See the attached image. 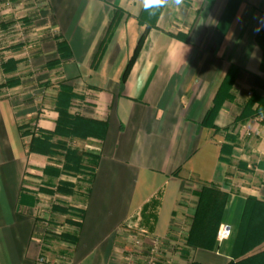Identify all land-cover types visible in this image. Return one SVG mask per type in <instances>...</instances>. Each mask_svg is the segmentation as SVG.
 Returning a JSON list of instances; mask_svg holds the SVG:
<instances>
[{
  "label": "crops",
  "instance_id": "crops-1",
  "mask_svg": "<svg viewBox=\"0 0 264 264\" xmlns=\"http://www.w3.org/2000/svg\"><path fill=\"white\" fill-rule=\"evenodd\" d=\"M226 1L208 7L206 0H167L121 83L145 31L138 22L144 0H11L32 3L29 17L19 18L32 41L29 50L6 48L5 59L15 60V68L0 69V264H140L131 233L142 206L158 192L151 231L136 230L145 245L163 242L158 264H226L232 258L246 197L264 200V122L262 115L243 116L258 106L249 101L264 94L255 83L257 74L264 80L255 39L264 0H240L218 41ZM117 8L121 18L105 37ZM58 41L66 43L68 56L60 57ZM231 64L239 71L231 98L214 118L215 130L203 119ZM9 77L15 83L5 84ZM62 83L76 94L71 113L106 120L107 127L102 141L84 140L98 160L76 245L65 259L54 253L58 258L47 263L39 259L35 234L37 217L47 218L39 213L42 197L51 195L34 183L42 180L46 157L28 152L30 135L22 136L19 126L53 130ZM226 132L236 137L229 163L220 158ZM202 185L227 192L219 227L228 225L232 234L216 237L213 249L185 245L197 206L194 191ZM261 250L264 241L248 254Z\"/></svg>",
  "mask_w": 264,
  "mask_h": 264
},
{
  "label": "trees",
  "instance_id": "trees-1",
  "mask_svg": "<svg viewBox=\"0 0 264 264\" xmlns=\"http://www.w3.org/2000/svg\"><path fill=\"white\" fill-rule=\"evenodd\" d=\"M167 1V0H166ZM207 6L210 7L215 0H206ZM156 0H149L150 4H155ZM240 0H227L217 22V29L219 30L218 41L221 40L225 33L231 18L238 7ZM144 5L141 14L138 16V22L145 25V31L139 37L133 54L129 58L121 76V83L126 79V76L132 66L135 56L143 42L146 31L156 26L158 15L165 5L149 7ZM121 18L120 9H116L109 21L107 33L105 37L113 30ZM184 38V37H183ZM256 43L261 50L260 70L264 69V22L256 35ZM104 40L99 45L96 51L98 56L103 49ZM57 51L60 57L69 55L68 47L64 41L57 42ZM16 61L7 59L1 63V68L5 72H10L15 68ZM54 64V63H53ZM239 71V67L230 65L225 74L215 96L213 103L207 110L203 119V124L215 130L217 127L213 124L214 118L220 109L222 103L226 99L231 98L230 90L232 89L235 78ZM15 83L14 78L6 79L5 84ZM256 85L264 91V80L259 74L255 75ZM76 96L72 88L67 84H60L56 96L55 109L58 113L55 127L53 130L37 129L36 132L30 130H23L24 125H20L22 136L30 135V140L27 143V150L29 153L43 155L45 157L53 158V156H60V160L55 165H46L43 168V173L50 175L51 178H57L54 187L50 190L47 188L40 189L42 192L50 194L51 200L49 217H37L43 224L49 226H56V221L60 216L63 218L64 224L74 227V230H60L58 232L45 231L44 240L54 238L62 244H66V248L61 251L64 254L71 250L77 242L79 228L84 214L85 200L87 198L90 185L97 166L98 153H93L85 150H80L78 147L72 145L77 140H86L94 138L102 141L105 135L107 122L106 120L93 119L84 117L78 114L71 113L69 106L71 100ZM258 103L254 111L245 112L243 116H258L262 115L264 122V94L262 97L255 96L249 101L247 106H252L254 102ZM236 142V137L230 132H226L225 141L221 144L220 158L226 162H230V155L232 148ZM59 164V165H58ZM65 175L66 178H60ZM83 184V186H82ZM197 196L196 210L191 217L190 228L185 238V245L191 248H205L213 249L216 241V235L221 222V217L224 205L227 199V192L221 190L215 185H202L198 190L194 191ZM82 196L84 200L81 206L71 207L67 204V198L70 196ZM160 192L153 196L146 202L139 213V220L137 221V229L143 228L144 231H151L152 223L156 218V210L159 204ZM57 214V215H56ZM71 215V216H70ZM264 241V200L257 199L252 196L246 197L245 207L238 225L231 250L232 258L226 264H264V250L248 254L255 246ZM41 244V243H40ZM41 247L39 259L42 262H47L45 259V251ZM186 253V249L182 250ZM59 264L57 262H52ZM190 264H201L198 262H191Z\"/></svg>",
  "mask_w": 264,
  "mask_h": 264
},
{
  "label": "rangeland",
  "instance_id": "rangeland-1",
  "mask_svg": "<svg viewBox=\"0 0 264 264\" xmlns=\"http://www.w3.org/2000/svg\"><path fill=\"white\" fill-rule=\"evenodd\" d=\"M28 1V0H27ZM28 5H32V3H24L22 2V4H14L11 7L8 6V10L7 12H5V15L2 16L3 20L0 19V30H4L6 27H8L11 24H14L16 21L22 23V35H16L15 32L9 33L8 35H6V40H5V44L3 47V54L4 56L6 55L5 50L6 48H9L11 46H17V45H22L25 46L27 50L28 49V45L31 43L32 41V37H31V31L30 29H28V27L25 26V24L23 23V21L20 20H15V19H19L21 17H29V10H27L26 8H28ZM33 6V5H32ZM33 28V27H32ZM31 28V29H32ZM3 34H1L2 36ZM28 52V51H27ZM7 59H2V61L0 62V69L1 71H3V69L1 68V63H3L4 61H6ZM5 72V71H3ZM12 79L13 77H9V79ZM28 130V129H25ZM87 142H85L84 140H77L76 143H73L72 145L78 147L80 150H85V151H89V152H93L96 153V148L93 146H89L86 144ZM61 158L60 156H53V158H45V165H53L55 163V165L58 163L57 161H59ZM59 165V164H58ZM43 167V168H44ZM43 168H42V177L40 181H35V185L36 187H38V190L42 189V188H47L50 190V188L52 189L54 187V183L57 181L53 178L50 177V175L43 173ZM63 178L65 179L66 176L62 175ZM83 186V184H82ZM49 197V196H48ZM47 196L42 197V202L39 206V213L41 215H43L44 217H49L48 212L50 211V200L52 199L51 197L48 198ZM84 200V198L82 196H70L69 198H67V204L70 205L71 207H75V206H81L82 201ZM57 215V214H56ZM71 216V215H70ZM67 217V215L65 216H60L58 218V220L56 221V226L57 227H53V226H49L46 224H43L41 222V220L38 222L37 225V229H36V233L35 234V239L41 243V247H43L44 249L48 248L50 250V252L52 253H47L45 254V259L49 262H52L56 259V255L57 253L61 252L64 247L66 248V244H62V242H59L58 240H55L54 238H50L48 240H44V238H42V236H44L43 233H45V231H53V232H58L60 230H65V229H69V230H74L75 228L72 226H69L68 224H64L63 222V218ZM219 229V228H218ZM136 230L131 233V240L134 244V248L136 250V252H134V257H136V262L143 264L144 260L146 259L147 255H150L151 257L154 258H160V248L163 246V242H159L158 241V245H154V244H146L145 242L142 241L143 239L141 238L140 235H138V233H136ZM232 234V233H231ZM217 237V235H216ZM152 249H156V254L153 253V251H151ZM149 251V252H147ZM55 253V254H54ZM144 254H146V257L144 259ZM55 255V256H54ZM58 258V257H57ZM59 259H65V255L64 256H60ZM143 260V261H142Z\"/></svg>",
  "mask_w": 264,
  "mask_h": 264
},
{
  "label": "built area",
  "instance_id": "built-area-1",
  "mask_svg": "<svg viewBox=\"0 0 264 264\" xmlns=\"http://www.w3.org/2000/svg\"><path fill=\"white\" fill-rule=\"evenodd\" d=\"M12 6L11 4V0H0V19H2V15L1 12L5 9ZM15 20H19V19H15ZM22 23L20 22H15L14 24L9 25L8 27H6L4 30H0V62L2 61V59L5 58L4 54H3V47L5 44V40L6 35H8L9 33L15 32L16 35L21 36L23 31H22ZM1 34H3L1 36ZM231 229L228 225H221L217 231V238L218 240H222V239H226L228 237L231 236ZM152 244H154L155 246L158 245V241H154ZM151 251H153V253L156 254V249H152ZM149 252V251H148ZM159 262V258H154L151 257L150 255H148L146 257V259L144 260L143 264H158Z\"/></svg>",
  "mask_w": 264,
  "mask_h": 264
},
{
  "label": "clouds",
  "instance_id": "clouds-1",
  "mask_svg": "<svg viewBox=\"0 0 264 264\" xmlns=\"http://www.w3.org/2000/svg\"><path fill=\"white\" fill-rule=\"evenodd\" d=\"M144 3L146 5H149V0H144ZM166 3V0H156L155 4H150L149 7H156V6H163V4ZM177 4L181 3V0H176Z\"/></svg>",
  "mask_w": 264,
  "mask_h": 264
}]
</instances>
